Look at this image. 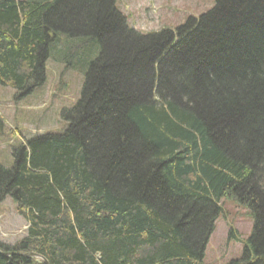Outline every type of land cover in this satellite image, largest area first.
Masks as SVG:
<instances>
[{"label": "trees", "instance_id": "trees-1", "mask_svg": "<svg viewBox=\"0 0 264 264\" xmlns=\"http://www.w3.org/2000/svg\"><path fill=\"white\" fill-rule=\"evenodd\" d=\"M117 1L0 0L2 85L31 95L50 57L85 74L67 129L0 165L28 223L0 264H205L227 204L253 221L229 264H264V0L149 34Z\"/></svg>", "mask_w": 264, "mask_h": 264}, {"label": "rangeland", "instance_id": "rangeland-1", "mask_svg": "<svg viewBox=\"0 0 264 264\" xmlns=\"http://www.w3.org/2000/svg\"><path fill=\"white\" fill-rule=\"evenodd\" d=\"M213 0H118L117 6L127 23L141 34L176 31L189 17H199ZM211 3V4H210ZM57 58V56H55ZM85 74L79 68L50 57L43 85L28 96H18L10 86L0 83V165L13 166V150L28 139L46 133H61L68 127L62 117L81 97ZM230 215L219 218L206 249L205 264H229L240 257L243 242L250 236L253 221L244 208L227 204ZM237 233L229 239L230 229ZM28 223L17 205L6 198L0 204V244L15 245L27 236Z\"/></svg>", "mask_w": 264, "mask_h": 264}]
</instances>
